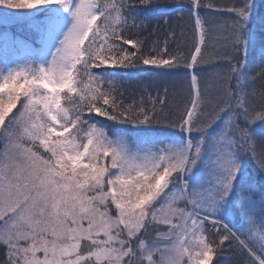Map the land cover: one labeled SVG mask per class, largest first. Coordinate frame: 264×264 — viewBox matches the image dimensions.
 Segmentation results:
<instances>
[{
    "label": "snow or ice",
    "instance_id": "1",
    "mask_svg": "<svg viewBox=\"0 0 264 264\" xmlns=\"http://www.w3.org/2000/svg\"><path fill=\"white\" fill-rule=\"evenodd\" d=\"M136 3L0 0L28 29L0 33V264H264L254 0H190L189 56L142 38ZM180 67L155 95L122 71Z\"/></svg>",
    "mask_w": 264,
    "mask_h": 264
},
{
    "label": "trees",
    "instance_id": "2",
    "mask_svg": "<svg viewBox=\"0 0 264 264\" xmlns=\"http://www.w3.org/2000/svg\"><path fill=\"white\" fill-rule=\"evenodd\" d=\"M137 21H143L145 27L142 29V38H147L151 44L152 41L159 40L161 44L165 36L170 32H175L176 40H171L170 44L174 51L179 50L182 55L189 56L192 50V38L194 35V17L190 13V0H156L152 6H141L135 4ZM0 11H4L0 9ZM203 17V13H201ZM228 14H224L226 17ZM223 23V20H221ZM252 23L255 27V42L249 53L248 64V83L260 89L261 82L257 74L264 68V55L261 54V47L264 45V0H254V16ZM135 31V30H133ZM8 32L13 36L21 38L27 36V26L22 22H15L8 25L0 24V33ZM241 60L244 58L243 49L239 53H233ZM235 62V61H234ZM114 71V69H108ZM129 73L125 79L134 86L147 87L155 95L157 90L162 94L165 88L169 92H179L183 87L182 82L185 80L183 67L175 70H157L160 72L167 71L169 74L149 75L148 72H138L137 70H122ZM211 69L205 68L200 73L206 77ZM190 80V77L188 78ZM259 124V123H258ZM257 132L260 131L258 127ZM257 183L261 177L258 175ZM215 264H237V256L234 252L225 248L219 256L214 257Z\"/></svg>",
    "mask_w": 264,
    "mask_h": 264
},
{
    "label": "rangeland",
    "instance_id": "3",
    "mask_svg": "<svg viewBox=\"0 0 264 264\" xmlns=\"http://www.w3.org/2000/svg\"><path fill=\"white\" fill-rule=\"evenodd\" d=\"M13 23H15V22H13ZM11 24V23H10ZM259 123V122H258ZM248 171H249V173L256 179V181H257V177H258V174H257V169H256V167H255V165L254 164H252V165H249V169H248ZM258 182V181H257Z\"/></svg>",
    "mask_w": 264,
    "mask_h": 264
}]
</instances>
